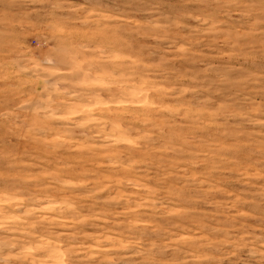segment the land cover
I'll use <instances>...</instances> for the list:
<instances>
[{"label": "rangeland", "instance_id": "1", "mask_svg": "<svg viewBox=\"0 0 264 264\" xmlns=\"http://www.w3.org/2000/svg\"><path fill=\"white\" fill-rule=\"evenodd\" d=\"M0 264H264V0H0Z\"/></svg>", "mask_w": 264, "mask_h": 264}]
</instances>
